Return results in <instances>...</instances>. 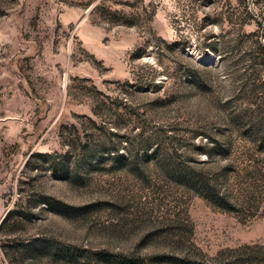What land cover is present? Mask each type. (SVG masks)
Segmentation results:
<instances>
[{
    "label": "rangeland",
    "instance_id": "obj_1",
    "mask_svg": "<svg viewBox=\"0 0 264 264\" xmlns=\"http://www.w3.org/2000/svg\"><path fill=\"white\" fill-rule=\"evenodd\" d=\"M254 110L264 0H0V264H264Z\"/></svg>",
    "mask_w": 264,
    "mask_h": 264
},
{
    "label": "trees",
    "instance_id": "obj_2",
    "mask_svg": "<svg viewBox=\"0 0 264 264\" xmlns=\"http://www.w3.org/2000/svg\"><path fill=\"white\" fill-rule=\"evenodd\" d=\"M208 45H210L213 49H216L214 44L209 43ZM240 117L242 116L240 115ZM248 119L253 123V126L256 128V131L260 133L261 141L264 143V119L259 115V112L256 110H254V113L251 114V117Z\"/></svg>",
    "mask_w": 264,
    "mask_h": 264
},
{
    "label": "bare ground",
    "instance_id": "obj_3",
    "mask_svg": "<svg viewBox=\"0 0 264 264\" xmlns=\"http://www.w3.org/2000/svg\"><path fill=\"white\" fill-rule=\"evenodd\" d=\"M197 57H199V55H197Z\"/></svg>",
    "mask_w": 264,
    "mask_h": 264
}]
</instances>
